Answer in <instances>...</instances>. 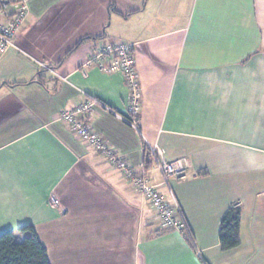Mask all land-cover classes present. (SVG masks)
<instances>
[{
  "label": "crops",
  "instance_id": "0c3cea01",
  "mask_svg": "<svg viewBox=\"0 0 264 264\" xmlns=\"http://www.w3.org/2000/svg\"><path fill=\"white\" fill-rule=\"evenodd\" d=\"M106 42L134 46L138 128L122 72L91 62ZM16 45L0 59V233L34 225L51 264H264V0H30ZM89 101L81 119L175 198L188 235L59 119ZM151 149L186 176L161 184ZM234 205L241 242L224 251Z\"/></svg>",
  "mask_w": 264,
  "mask_h": 264
},
{
  "label": "built area",
  "instance_id": "2783aa9c",
  "mask_svg": "<svg viewBox=\"0 0 264 264\" xmlns=\"http://www.w3.org/2000/svg\"><path fill=\"white\" fill-rule=\"evenodd\" d=\"M29 2L30 0H0V59L10 50L17 48L16 37L27 20ZM91 62H97L107 71L122 72L125 83L130 89V96L128 114L121 118L138 128L141 86L134 46L119 42L102 43L92 53ZM92 103L89 101L75 109L64 111L59 115V119L67 124L70 132L104 156L118 173L131 182L138 195L151 207L155 219L162 228H176L188 235L187 223L175 198L169 199L163 195L158 190V185L138 173L124 157L116 152L113 146L93 132L87 121L81 119V116L89 111ZM148 156L157 164L162 179L161 184L168 188L172 178L182 179L186 176L187 159L165 160L158 149H151ZM51 203L53 206H58L59 200L53 196Z\"/></svg>",
  "mask_w": 264,
  "mask_h": 264
},
{
  "label": "trees",
  "instance_id": "16d2710c",
  "mask_svg": "<svg viewBox=\"0 0 264 264\" xmlns=\"http://www.w3.org/2000/svg\"><path fill=\"white\" fill-rule=\"evenodd\" d=\"M241 208L231 206L221 221L219 240L224 251L238 246L240 239ZM23 239L17 241L13 231L0 233V264H51L46 246L34 225L19 230Z\"/></svg>",
  "mask_w": 264,
  "mask_h": 264
},
{
  "label": "rangeland",
  "instance_id": "374dc122",
  "mask_svg": "<svg viewBox=\"0 0 264 264\" xmlns=\"http://www.w3.org/2000/svg\"><path fill=\"white\" fill-rule=\"evenodd\" d=\"M108 24H109V22H108ZM52 199H50V201H51ZM59 200V199H58ZM52 204V203H51ZM59 205V204H58Z\"/></svg>",
  "mask_w": 264,
  "mask_h": 264
}]
</instances>
